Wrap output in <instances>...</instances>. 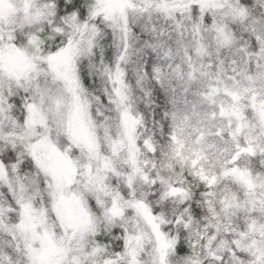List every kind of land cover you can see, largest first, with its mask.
Segmentation results:
<instances>
[{"label":"snow or ice","instance_id":"6c2138e0","mask_svg":"<svg viewBox=\"0 0 264 264\" xmlns=\"http://www.w3.org/2000/svg\"><path fill=\"white\" fill-rule=\"evenodd\" d=\"M0 264H264L253 0H0Z\"/></svg>","mask_w":264,"mask_h":264},{"label":"clouds","instance_id":"9594fccd","mask_svg":"<svg viewBox=\"0 0 264 264\" xmlns=\"http://www.w3.org/2000/svg\"><path fill=\"white\" fill-rule=\"evenodd\" d=\"M253 8L255 9L257 16H264V6H261L260 0H253ZM137 95H140V93H137ZM140 103H144V100L141 99ZM148 119H151V111L148 110Z\"/></svg>","mask_w":264,"mask_h":264}]
</instances>
